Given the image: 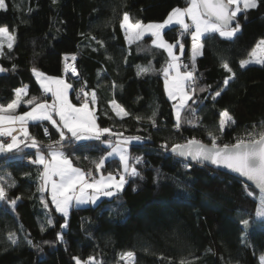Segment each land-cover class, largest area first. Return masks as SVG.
<instances>
[{
    "label": "trees",
    "instance_id": "1",
    "mask_svg": "<svg viewBox=\"0 0 264 264\" xmlns=\"http://www.w3.org/2000/svg\"><path fill=\"white\" fill-rule=\"evenodd\" d=\"M5 4L6 8L0 9V27L14 30L16 42L11 52L5 47V55L0 56V65L9 69L0 78V103L11 102L14 90L27 85L28 96L17 112L30 110L33 105L26 101L41 96L31 69L35 66L48 76L62 77L67 55L80 82L86 83L89 99L92 91L97 94L94 112L99 127L122 132L124 137H141L129 147L130 164L136 157L141 162L135 164L140 175L128 179L123 191L96 206L72 208L67 227L62 229L64 216L37 190V169L41 167L29 163V154L34 158L37 150L23 149L0 158V175L10 174L16 184L8 190L7 199L0 200V264H76L74 257L82 264L88 257H93V264H260L264 255V218L256 215L260 192L249 186L246 190L242 181L211 166L177 157L171 147L192 138L210 145L208 129L216 131L220 145L247 138V131L261 130L264 66L242 69L240 60L248 58L264 39V0L256 9L238 14L242 30L232 39L216 34L202 38L205 47L196 57V74L202 86L210 87L193 95L197 103H187L179 130L163 90L166 51L154 46L151 36L127 45L120 24L124 13L144 24L163 22L173 8L187 6V0H57L56 4L52 0H5ZM175 29L164 31L167 41L177 39ZM182 41L187 56L189 40ZM73 55L75 61L71 60ZM222 58L228 60L235 79L213 101L211 95L230 75L221 67ZM149 63L155 71L137 76L136 66ZM113 100L131 115L117 117ZM224 110L234 123L219 132L220 112ZM154 111L155 127L147 119ZM137 116L142 119L138 121ZM190 120L197 126L188 123ZM45 128L52 140L59 139L51 125L28 127L30 134L43 142L44 150L49 142ZM102 139L116 137L105 134ZM165 144L167 148L162 147ZM65 145L74 166L96 174L93 161L101 156L98 149L103 145L95 140L65 141ZM120 168L119 160L112 158L100 173L116 174ZM41 195L47 208L40 202ZM46 217H51L53 226L46 224ZM245 219L250 222L247 228L242 224ZM11 232L16 233V245L8 240ZM58 233L62 241L57 240ZM28 238L40 246H29ZM127 251L133 252L134 259H121Z\"/></svg>",
    "mask_w": 264,
    "mask_h": 264
},
{
    "label": "snow or ice",
    "instance_id": "2",
    "mask_svg": "<svg viewBox=\"0 0 264 264\" xmlns=\"http://www.w3.org/2000/svg\"><path fill=\"white\" fill-rule=\"evenodd\" d=\"M53 4L57 0H52ZM260 0H187L186 7L173 8L167 17L161 23L144 24L140 21H133L129 13H124L120 24L121 29L126 31V39L129 43L140 40L145 34H150L153 37V45L162 48L167 52L168 60L166 66L162 68L163 76L165 77V91L170 100H176L178 103L174 105L176 118L175 127L180 129L182 124L181 112L185 109L187 102L192 100L195 104L197 100L193 99V95L198 92H204L210 86L199 85V77L196 72V57L202 55V49L205 47L201 41L202 37L218 33L220 37L232 39L238 32L242 30V25L238 20V14L247 12L250 9H256L259 6ZM243 5L241 8L240 5ZM6 8L5 0H0V9ZM191 23H187L186 19ZM170 25H179L181 29V37L185 34L191 36L192 39V57L191 65L182 64L180 56L174 54V48L179 45V51L182 54L184 51V43L177 38L175 43H168L164 39V29ZM194 29V30H191ZM16 42L15 31H9L7 26L0 27V56H4L3 49L6 47L9 52L13 49ZM103 47V42L97 41ZM97 49L93 48V51ZM71 60L75 61L76 56H71ZM64 71L71 72L73 76H78L77 69L74 64L68 63L69 56H64ZM251 64H259L264 66V39L258 41L256 46L248 54L247 59L240 60V68H245ZM137 76L146 74L155 69L151 63L146 66L137 65ZM221 67L230 73L223 81V87L216 90L211 95V99L215 101L220 97L222 92L229 86V82L235 79V72L230 67L227 59H221ZM183 69V71H181ZM0 66V73L8 71ZM16 70V65L13 64L11 71ZM32 75L36 78L43 95L32 96L26 101L28 105H33L29 111H25L22 115L15 114L16 109L22 102V98L28 96V86L17 88L14 90L15 99L6 105L0 103V137H8V141H0V154L20 152L23 149H36L35 157L29 154V163L41 166L37 169L38 188L37 190L43 194H50L52 205L56 212L61 213L65 218V223L60 227H67V218L69 209L76 205L95 203L100 195L112 197L119 191H123L125 184L128 182V176H139L140 173L135 167V164L141 162L140 157H136L134 164H130L132 159L129 152V145L132 141H140L141 137L131 136L124 137L122 132H112L110 128H101L96 123L94 115L95 105L97 104V94L95 91H86V83L81 88L76 89L72 83L67 82L63 78L52 77L40 71L37 67L31 69ZM115 87V85H113ZM76 91L77 97L83 93L85 100L79 105L73 104L69 99V91ZM48 94L52 97V102L49 103L43 96ZM207 99V97H205ZM90 105L92 107H90ZM113 111L117 117L123 119L131 115L124 107L112 101ZM192 114L196 120L195 110L192 109ZM156 112L154 111L149 119L153 126H156ZM58 117V119H57ZM139 121L142 117L137 116ZM49 122L59 133V139L52 140L49 130L44 129V135L48 137L46 145L47 152L41 147L42 141H39L36 136L30 134L28 125L29 122ZM193 127H196L194 121H188ZM234 123L233 117L227 110L220 112L219 117V132H223L227 126ZM208 136L211 140L210 145L196 140L195 138L188 139L184 143H176L172 145L171 151L181 157L191 158L192 161L199 164L210 163L217 168L227 169L230 172L238 174L240 177L250 181L257 189H259L260 204L257 208L256 215L259 218H264V125L261 130L247 131L245 137H238L235 143H218L219 136L215 130L208 129ZM18 133V134H16ZM70 134V136H69ZM105 134L115 136L116 140L109 141L102 139ZM22 137V138H21ZM95 140L104 147L98 150L102 153L98 160L93 161L95 172L100 173L104 168L109 157L118 156L121 162L123 172L114 175L109 173L107 176L100 175L98 179L93 178L91 170L85 172L78 167H74L69 155L63 150L65 141L71 144L73 141ZM167 148V144L162 145ZM107 149H110L108 151ZM184 167H189L185 164ZM28 175V173H25ZM15 180L10 174L0 175V200H6L8 190L15 187ZM247 190L248 186L245 185ZM88 190H91L89 192ZM249 196L253 195L252 191H247ZM16 199H19L17 197ZM15 200L10 201L15 205ZM41 204L46 208L43 195L40 199ZM249 220L245 219L242 224L245 228L249 226ZM46 224L53 226L51 217H46ZM46 229L41 225V232ZM11 244H18L16 233L11 232L8 236ZM57 240L62 241L61 234H57ZM43 243H51L44 241ZM27 244L32 247H39L38 243L34 244L33 240L28 238ZM134 259L132 251L125 252L121 259ZM76 264H82L79 258L74 257ZM83 264H93V257H88ZM181 264H185L181 261ZM260 264H264V255L260 257Z\"/></svg>",
    "mask_w": 264,
    "mask_h": 264
},
{
    "label": "crops",
    "instance_id": "3",
    "mask_svg": "<svg viewBox=\"0 0 264 264\" xmlns=\"http://www.w3.org/2000/svg\"><path fill=\"white\" fill-rule=\"evenodd\" d=\"M186 7V6H185ZM183 8V7H182ZM123 18V17H122ZM186 19V22L187 23H191V21L190 20H187V18H185ZM179 25H170V26H168L166 29H164V31L165 30H170L171 28H173V27H178ZM180 27V26H179ZM191 30H194V29H191ZM122 32H123V34H124V39H125V42H126V44L127 45H130V44H132V43H135L136 41H134V42H132V43H129V40L128 39H126V31L125 30H123L122 29ZM213 34H216V35H218L219 36V34L218 33H213ZM146 36H151L150 34H145L144 35V37H146ZM152 37V36H151ZM220 37V36H219ZM178 38V37H177ZM203 38V37H202ZM202 38H201V40H202ZM220 38H222V39H226V38H223V37H220ZM165 39V38H164ZM179 39H181V38H179ZM166 40V39H165ZM183 39H181V42L183 43V41H182ZM152 41H153V37H152ZM167 41V40H166ZM175 41L176 40H174L173 42H170V41H167L168 43H175ZM192 39H190V41H189V46H188V52H189V54L191 55V57H192ZM186 46H185V44H184V51H183V53L181 54L180 53V51H179V45H177L175 48H174V54H176V55H179L180 56V62L182 63V64H184V60H185V57H186V55H185V53H186ZM167 53V52H166ZM199 56V55H198ZM197 56V57H198ZM181 71H183V69H181ZM52 77H54V76H52ZM55 77H59V78H62V77H60V76H55ZM35 78V77H34ZM162 80H163V90H164V94H165V97H166V99L169 101V102H171V104H172V109H173V115H174V117H175V112H174V105H176L177 103H178V101H176V100H170L169 99V97H168V94H167V92L165 91V83H164V81H165V77L164 76H162ZM35 81H36V78H35ZM36 83H37V81H36ZM37 85H38V87H39V89H40V95L42 96L43 95V93H42V90H41V88H40V86H39V84L37 83ZM90 97H91V95H90ZM43 98L44 99H46L49 103H51L52 102V97H51V95L50 94H48L47 96H43ZM23 99H24V97L22 98V102H23ZM69 99H70V101L73 103V104H75V105H79V104H77V103H74L73 101H72V99H71V90L69 91ZM190 101V100H189ZM188 101V102H189ZM21 102V103H22ZM187 102V103H188ZM21 105V104H20ZM90 107H92L91 105H90ZM18 109V108H17ZM17 109H16V112H15V114H17V115H22L23 113H19V112H17ZM29 111V110H28ZM94 115H95V112H94ZM95 117H96V115H95ZM57 119H58V117H57ZM176 119V118H175ZM35 123H45V124H48V125H51L49 122H47V121H42V122H29V125L30 124H35ZM96 123H97V120H96ZM29 125H28V127H29ZM97 125H98V123H97ZM52 126V125H51ZM99 126V125H98ZM53 127V126H52ZM70 135V134H69ZM22 138V137H21ZM87 141H89V140H87ZM78 143H81V142H85V141H77ZM108 151H110V149H107ZM47 151H45V153H46ZM36 154V153H35ZM34 157H35V155H34ZM112 158H116L117 160H119V157L118 156H112V157H109L108 159H107V161L108 160H110V159H112ZM119 162H120V160H119ZM74 166V165H73ZM41 167V166H40ZM74 167H76V166H74ZM120 171L118 172V173H122L123 172V168H122V165H121V162H120ZM41 170H42V167H41ZM82 170V169H81ZM83 171V170H82ZM118 173H116V174H114V175H117ZM101 175V173H96V174H93V178H95V179H98L99 178V176ZM103 175V174H102ZM108 174H106V175H104V176H107ZM131 177H133V176H128V179H130ZM117 178H118V175H117ZM89 192H91V190H88ZM121 191H119L117 194H119ZM44 194H46L47 195V197H48V200H49V202H50V204L52 205V202H51V198H50V194L48 193V192H45ZM116 194V195H117ZM115 196V195H114ZM114 196H112V197H114ZM112 197H108V196H103V195H100L99 196V198L95 201V203H91V202H89V203H87V204H80V205H76L74 202H73V206L72 207H70V209H69V211L72 209V208H80V207H88V206H96L101 200H103V199H111ZM52 207L55 209V207H54V205H52ZM58 213V212H57ZM58 214H60V215H62L61 213H58ZM63 216V215H62Z\"/></svg>",
    "mask_w": 264,
    "mask_h": 264
},
{
    "label": "built area",
    "instance_id": "4",
    "mask_svg": "<svg viewBox=\"0 0 264 264\" xmlns=\"http://www.w3.org/2000/svg\"><path fill=\"white\" fill-rule=\"evenodd\" d=\"M180 33H181V29H180V27L178 26V27H176V29L173 31V34L176 36V37H178V38H181V39H187V40H189L190 41V39H191V36L190 35H188V34H185L183 37H181V35H180ZM191 55L189 54V52H188V56L185 58V60H184V64H189V65H191ZM68 63H70V64H74L73 62H71V61H68ZM64 64H65V62L63 63V74H62V78L63 79H65L67 82H69V83H76V85H74V88H76V89H79V88H81V86L82 85H84V83H82V82H80V77H79V73H78V76H73L72 75V73L69 71V72H65L64 71ZM75 65V64H74ZM76 67V66H75ZM78 72V71H77ZM195 75L197 76V77H199L197 74H196V72H195ZM200 78V77H199ZM199 85H201L202 86V81H201V78L199 79ZM86 91H87V88H86ZM71 99H72V101L74 102V103H77V104H81V103H83L84 102V100H85V97L83 96V93H81L80 94V97L78 98L77 97V92L76 91H72L71 90ZM88 99H89V97H88ZM90 100V99H89ZM16 134H18V133H16ZM8 140H10V138H8V137H0V141H8ZM109 141H111V140H109ZM129 147H130V145H129Z\"/></svg>",
    "mask_w": 264,
    "mask_h": 264
},
{
    "label": "water",
    "instance_id": "5",
    "mask_svg": "<svg viewBox=\"0 0 264 264\" xmlns=\"http://www.w3.org/2000/svg\"><path fill=\"white\" fill-rule=\"evenodd\" d=\"M0 66H1V65H0ZM6 75H7V72L0 73V78H1V77H4V76H6ZM204 144H205V143H204ZM206 145H208V144H206ZM6 155H7V153L0 154V158L6 157ZM175 155H176V154H175ZM176 156L179 157V158H182V159H184V160H186V161H188L189 163L199 164V163H196V162L192 161L191 158H184V157H181V156H178V155H176ZM199 165H207V166H211V167L214 168L215 170H218V171L223 172V173H227V174H229V175H231V176H233V177L239 179V180L242 181L244 184H247V186H249V187H251V188H253V189H255L256 191L259 192V189H257V188L255 187V185H253L250 181H246L245 178L240 177V176H239L238 174H236V173L230 172V171L227 170V169L217 168L216 166L211 165L210 163L199 164Z\"/></svg>",
    "mask_w": 264,
    "mask_h": 264
},
{
    "label": "rangeland",
    "instance_id": "6",
    "mask_svg": "<svg viewBox=\"0 0 264 264\" xmlns=\"http://www.w3.org/2000/svg\"><path fill=\"white\" fill-rule=\"evenodd\" d=\"M240 7L242 8V7H243V5L241 4V5H240ZM159 23H161V22H159ZM147 24H148V23H147ZM226 40H228V39H226ZM187 56H188V55H187ZM187 56H186V57H187ZM186 57H185V58H186ZM246 59H247V58H246ZM251 65H259V64H251ZM248 66H250V65H248ZM246 67H247V66H246ZM182 111H183V110H182ZM181 113H182V112H181ZM111 141H113V142H114L115 140H111ZM63 150H64V149H63ZM44 151H47V149H46V150H44ZM131 178H132V177H131Z\"/></svg>",
    "mask_w": 264,
    "mask_h": 264
}]
</instances>
